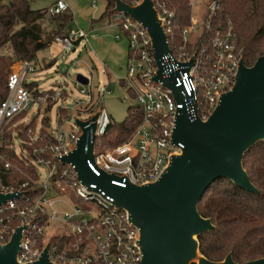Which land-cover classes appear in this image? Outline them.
<instances>
[{"label": "built area", "instance_id": "1", "mask_svg": "<svg viewBox=\"0 0 264 264\" xmlns=\"http://www.w3.org/2000/svg\"><path fill=\"white\" fill-rule=\"evenodd\" d=\"M141 1L126 3L134 7ZM152 1L170 49L158 60L160 66L147 29L122 11L112 10L103 26L87 31L71 29L55 39L67 52H76L78 46L100 37L98 33L106 29L121 33L114 35L116 41L125 37L126 75L115 80L131 104L140 108L142 117L137 129L120 145L103 148L99 144L112 122L101 107L105 95L111 94L106 70L107 83L96 93L89 79L86 86L75 82L79 94L90 100L59 107L54 131L49 128L46 112L70 93L37 89L35 94V90L27 89L25 84L35 83L27 82V77L36 73L28 61L19 62L8 74L7 96L0 102V173L7 177L19 174L22 181L5 184L0 179V194L18 195L0 205V243H7L16 229L23 228L17 254L20 264L38 260L45 248L52 264H141L139 229L131 223L128 212L115 206L114 198L96 183H84L76 166L60 159L77 150L83 137L84 154L93 145L86 167L94 177H108L110 185L120 189L153 183L171 157L183 149L181 143L172 142L179 113L206 121L220 96L233 86L243 54L235 44L232 23L216 19L218 0H189L190 16L180 30L174 11L159 0ZM92 3L96 9V2ZM68 10L66 1L55 0L48 15L54 17ZM160 68L162 80L175 79L181 98L162 80L153 79ZM31 104L41 106L38 110L44 114L34 131L28 130L25 141L19 128L34 119L28 115ZM61 111L68 114L66 118ZM45 116L47 125L42 122ZM68 123L71 125L67 127Z\"/></svg>", "mask_w": 264, "mask_h": 264}, {"label": "water", "instance_id": "2", "mask_svg": "<svg viewBox=\"0 0 264 264\" xmlns=\"http://www.w3.org/2000/svg\"><path fill=\"white\" fill-rule=\"evenodd\" d=\"M113 2V11L130 15L147 29L157 63L170 53L152 0H142L134 7L123 0ZM153 79L162 80L161 68ZM76 81L84 86L89 82L81 75L76 76ZM162 82L181 98L174 78ZM214 109L202 122L189 119L184 111L179 113L172 142L181 143L183 149L171 157L166 170L153 183L120 189L111 186L108 177H94L86 167L93 145L84 154L83 137L77 150L60 159L76 166L84 183H96L114 198L115 206L128 212L131 223L139 229L141 264H237L231 253L222 262L210 261L200 254L198 237L215 227L209 218L201 217L197 204L220 178L248 193H258L243 168V158L251 147L264 142V52L249 68L241 61L233 86L220 96ZM14 197L18 195L0 194V205ZM22 231L23 228L16 229L7 243H0V264H20L17 254ZM47 251L45 248L38 260L29 264H52ZM239 264H264V258Z\"/></svg>", "mask_w": 264, "mask_h": 264}, {"label": "trees", "instance_id": "3", "mask_svg": "<svg viewBox=\"0 0 264 264\" xmlns=\"http://www.w3.org/2000/svg\"><path fill=\"white\" fill-rule=\"evenodd\" d=\"M95 1V0H93ZM129 2V0H123ZM176 14L177 30L187 24L190 16L189 0H159ZM0 3V50L10 44L13 56H0V102L7 96V76L13 62L36 61L39 51L55 42L57 36H65L64 29L70 22L65 14L48 15V8L33 10L31 0H8ZM220 9L216 19L230 22L236 33L235 44L242 50V60L246 67H251L264 52V0H218ZM114 7L113 0H106V7L96 21H108ZM95 23V20L93 21ZM54 25L57 30L51 34L45 25ZM122 85V82H120ZM29 90H35L36 83L25 84ZM128 96L131 94L128 92ZM51 104L48 105L50 109ZM128 115L121 123L108 126L100 140L103 148L120 145L137 128L142 112L131 104ZM63 117L67 113L61 111ZM24 117L23 115L20 118ZM37 115L27 125L21 126L20 137L28 140L29 131H34ZM48 124V116L43 119ZM0 163V167H1ZM243 168L258 193H248L229 180L220 178L208 187L203 198L198 202L201 217L209 218L214 230L199 236V252L213 262H222L231 253L235 263L252 262L264 258V142H259L244 154ZM10 177L0 173L5 184L22 181L19 174Z\"/></svg>", "mask_w": 264, "mask_h": 264}, {"label": "rangeland", "instance_id": "4", "mask_svg": "<svg viewBox=\"0 0 264 264\" xmlns=\"http://www.w3.org/2000/svg\"><path fill=\"white\" fill-rule=\"evenodd\" d=\"M64 1H66L69 7L65 15L71 18L66 27L68 31L77 28L87 31L89 29L87 26L89 20L99 18L106 7V0H95L96 9L92 7L93 0ZM54 2L55 0H31V8L33 10L44 9L54 4ZM0 3L5 5L9 2L8 0H0ZM45 27L51 34H54L57 30L55 24L51 26L46 24ZM98 34L104 36L101 39L89 41L88 44L78 46L76 52H67L60 43L55 41L37 54L36 61L33 63L36 73L30 77L28 76L27 82H36L39 92L49 90L62 92L61 89H64L66 93H70L69 97H66L64 94L63 100H58L53 109L50 112H46L50 118L49 128L51 130L54 129L59 107L70 105L73 101L89 102L90 100L89 96L79 94V90L75 88L77 75L89 79L93 85L94 93H96L101 91L107 83L105 74L103 73L106 70L107 77L110 79L109 89L111 90V94L105 95V100L101 107L108 113L110 120L114 123H121L128 115L127 108L130 106L131 101L115 80L126 75L127 41L124 36H121V39L116 41L114 35L121 33L115 30H104ZM0 56L10 58L13 56L10 44H6L0 50ZM19 62H13L10 72L17 69ZM40 107L37 104H31L28 110L30 117L36 116L35 113L39 112V115H37L38 119L34 124L35 126L36 123L39 124V120L44 114L42 110H38ZM71 115H76V113H72ZM80 116L84 117V115ZM70 125V123L66 124L67 127ZM46 129L48 128L46 127Z\"/></svg>", "mask_w": 264, "mask_h": 264}, {"label": "crops", "instance_id": "5", "mask_svg": "<svg viewBox=\"0 0 264 264\" xmlns=\"http://www.w3.org/2000/svg\"><path fill=\"white\" fill-rule=\"evenodd\" d=\"M100 17H101V15H100ZM99 17V18H100ZM99 18H96L95 19V23L93 22L94 20H89V22H88V28L89 29H93V28H98V27H100V26H103V24L106 22V21H103V22H98V23H96V21L99 19ZM80 29V28H79ZM88 29V30H89ZM83 30V29H82ZM106 30H113V29H106ZM104 31V30H103ZM64 34H67V32H68V29H64ZM104 36V35H103ZM103 36H100V37H98V38H96V39H93V40H91V41H94V40H98V39H101ZM33 63H35V62H33ZM103 65H105V64H103ZM110 77V76H109ZM110 80V79H109ZM36 83V82H35ZM38 88V87H37Z\"/></svg>", "mask_w": 264, "mask_h": 264}]
</instances>
